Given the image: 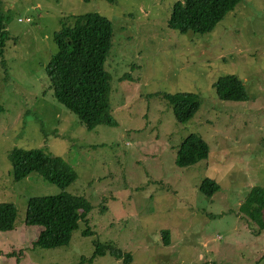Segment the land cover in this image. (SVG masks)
<instances>
[{
    "label": "rangeland",
    "instance_id": "rangeland-1",
    "mask_svg": "<svg viewBox=\"0 0 264 264\" xmlns=\"http://www.w3.org/2000/svg\"><path fill=\"white\" fill-rule=\"evenodd\" d=\"M177 1L0 0V202L16 209L0 231V264H122L93 256L94 241L129 252L130 264H264V229L239 211L253 186L264 187V0H241L203 34L168 26ZM87 12L107 17L114 33L105 69L116 125L91 131L55 99L46 72L54 33ZM225 74L241 79L247 101L216 98L212 83ZM177 93L199 103L183 124L164 98ZM189 134L208 154L179 166ZM15 148L61 155L75 170L65 191L91 210L67 244L33 245L39 226L23 223L26 201L61 187L36 170L13 178ZM206 176L219 186L210 197L198 189Z\"/></svg>",
    "mask_w": 264,
    "mask_h": 264
},
{
    "label": "trees",
    "instance_id": "trees-1",
    "mask_svg": "<svg viewBox=\"0 0 264 264\" xmlns=\"http://www.w3.org/2000/svg\"><path fill=\"white\" fill-rule=\"evenodd\" d=\"M113 2L114 0H107ZM241 0H183L173 4L168 26L181 33L192 31L196 34L209 32ZM111 21L98 12L74 15L72 23L63 24L54 33L57 50L47 64L46 72L55 99L74 114L79 122L91 131L98 125L115 126L110 114L109 94L110 74L105 69V61L113 42ZM1 37V36H0ZM2 42L0 41V54ZM234 74L219 76L212 88L220 101H247L246 86ZM165 100L172 108L176 121L183 124L198 110V98L191 93L166 95ZM208 146L198 136L189 134L176 150L175 163L190 165L206 158ZM12 177H23L31 170L42 173L50 182L61 187L56 195L32 196L26 201L23 223L39 226L33 245L53 248L69 242L71 233L79 221L87 223L91 210L89 201L81 196L65 191L76 177L75 170L61 155L45 153L41 149L15 148L9 154ZM219 186L214 179L203 177L199 191L210 197ZM239 211L264 229V187L253 186L240 203ZM16 215L15 206L10 202H0V231L12 227ZM91 231L86 228L83 234ZM163 241L169 243L167 230L161 231ZM94 253H109L122 264H130L132 257L112 244L94 241ZM82 258L78 264H82ZM88 258L86 260H90Z\"/></svg>",
    "mask_w": 264,
    "mask_h": 264
},
{
    "label": "built area",
    "instance_id": "built-area-1",
    "mask_svg": "<svg viewBox=\"0 0 264 264\" xmlns=\"http://www.w3.org/2000/svg\"><path fill=\"white\" fill-rule=\"evenodd\" d=\"M20 20V19H19Z\"/></svg>",
    "mask_w": 264,
    "mask_h": 264
}]
</instances>
